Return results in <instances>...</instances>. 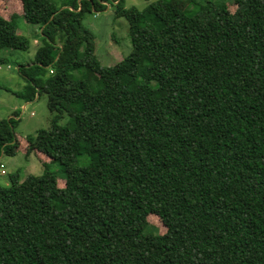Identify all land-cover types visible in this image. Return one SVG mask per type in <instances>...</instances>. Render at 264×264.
Returning <instances> with one entry per match:
<instances>
[{
  "label": "trees",
  "instance_id": "16d2710c",
  "mask_svg": "<svg viewBox=\"0 0 264 264\" xmlns=\"http://www.w3.org/2000/svg\"><path fill=\"white\" fill-rule=\"evenodd\" d=\"M19 1L40 37L19 95L52 113L25 154L64 176L0 183V264H264V0ZM109 2L131 51L104 66L82 17ZM16 27L0 15V50H28ZM14 128L0 119V155Z\"/></svg>",
  "mask_w": 264,
  "mask_h": 264
},
{
  "label": "rangeland",
  "instance_id": "374dc122",
  "mask_svg": "<svg viewBox=\"0 0 264 264\" xmlns=\"http://www.w3.org/2000/svg\"><path fill=\"white\" fill-rule=\"evenodd\" d=\"M77 3L79 0H75ZM154 0H124V7L135 6L139 9ZM174 1V0H173ZM57 6L65 7L70 0H56ZM106 3L103 11L85 12L82 17V24L93 34L94 54L101 65L111 66L128 55L131 51V43L128 35V24L124 17H115L114 5ZM181 0H175L176 6ZM228 9L232 11L233 4L227 2ZM21 2L19 0H0V15L6 19L15 18L17 32L24 35L29 41L27 51L1 49L0 58V119L12 118L15 120L14 132L20 146L13 156L0 155V183L8 182V175L12 172H19L24 178L27 174L40 175L44 166L57 174V185L63 186V167L50 161L43 153L31 152L25 154L26 136L34 135L39 129H46L51 120L52 113L47 108L45 94H40L32 101H25L19 93L23 90L26 80L21 72L17 71V65L28 64L34 57L39 44V27L36 24L26 22L21 16ZM6 61V62H5ZM142 70V66L140 67ZM143 71V70H142ZM86 77L93 86L97 84L94 75ZM68 119L63 115L59 120L64 124ZM39 154V155H38ZM147 221L154 232L162 233L164 225L156 214L147 215Z\"/></svg>",
  "mask_w": 264,
  "mask_h": 264
}]
</instances>
